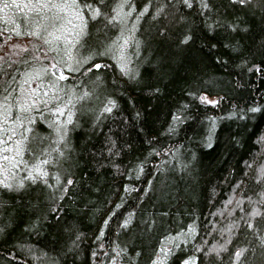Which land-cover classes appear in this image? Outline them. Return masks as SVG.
<instances>
[{
    "label": "trees",
    "instance_id": "16d2710c",
    "mask_svg": "<svg viewBox=\"0 0 264 264\" xmlns=\"http://www.w3.org/2000/svg\"><path fill=\"white\" fill-rule=\"evenodd\" d=\"M113 2L108 0L109 4ZM145 2L147 0H138L140 7ZM160 3L170 5L168 15L153 18L151 12L146 13L138 30L144 44L141 55L133 57V63L140 74L129 79L117 68L107 67L87 77L88 81H93L97 74L101 75L108 86L106 93L114 96L118 107L93 124L95 109L99 106L94 97L87 108L77 113L78 124L70 126L71 147L66 149L69 162L65 167L74 175L75 183L60 198L57 207L61 215L56 216L51 211L48 197L53 190L41 183L29 182L20 190L0 188V264H100L105 255L98 254L95 259L92 256L98 243L105 245L103 252L108 254V259L115 254L110 246L119 244L122 248L128 247L125 256L133 257L131 264H150L161 243V235L187 228L190 220H196L197 237L187 246L181 243L167 261V264H179L185 255L193 254L194 244L200 243L208 231H213L211 221L216 220L221 225L228 223L226 210L223 219L221 214L213 216L212 213L217 208L224 209V201L233 192L236 196H247L259 191L255 180L248 177H254L255 166L264 164V142L260 140L264 137V112L248 113L247 109L257 103L264 105V72L253 68V65L264 68V3L249 0L244 7L236 0H211L213 7L201 10L200 0H194L191 9L182 0H153L152 11ZM15 20L23 23L18 13ZM165 24L169 26V33L161 40L157 27ZM232 24L238 28L229 27ZM12 27V24L0 23V32ZM100 27L101 24L92 26L93 38L89 43L96 40V30ZM184 34H190L192 39L179 48L177 45ZM8 35L0 36V52L1 44L6 41L22 39L31 53L30 45L36 42L32 37L12 34L11 39H6ZM132 50L135 51L134 45ZM0 57L14 65V69L23 71V65L17 63L26 59L21 51L15 56ZM105 63L114 62L107 59ZM67 82L73 83L71 79ZM197 90L196 98L189 95ZM199 92L220 99L216 105L201 103ZM104 94L101 89L100 95ZM233 105L237 115L225 116L234 110ZM182 107V122L176 123L172 120L173 112ZM241 111L245 113L243 116ZM209 115L220 119L212 131L210 146H206L211 122L205 117ZM170 123H176L173 133L166 131ZM37 132L44 136L51 129L38 122ZM109 137L115 142L114 148L112 143L106 142ZM47 144V139L38 140L32 147L37 151V145L42 148ZM166 147L177 151L166 154V158L151 153L152 148L159 151ZM108 148L113 151L109 152ZM161 159L170 169L163 194L161 177L152 175L159 171L156 161ZM140 161L145 162L144 173L137 176L134 165ZM248 161H253L255 166L246 174ZM147 178L156 181L155 191L140 200L137 193L147 186ZM65 179L66 176L62 177V181ZM242 179L245 183L233 189ZM54 182V178H50L49 183ZM125 184L135 187L125 192ZM121 201V208L109 216ZM241 207L245 212L250 211L249 205ZM129 212L134 213L137 221L148 216L149 222L152 218L160 222L149 231H137L133 227L131 231L117 232L118 221ZM161 213L169 215L161 217ZM240 216L237 208L231 219ZM106 217L110 226L104 224ZM102 226L103 234L100 233ZM261 226L264 227V222ZM233 231L236 236L230 251L241 244H255V238L250 240L246 235L244 225ZM247 231L250 234V230ZM213 239L223 242L218 231L209 238V243ZM31 252H35L36 257L44 252L48 259L37 260ZM247 254L253 258L252 264H264V252L259 245L255 251L249 249ZM196 255L200 256V264H217L214 254L211 260L199 253ZM221 255L220 264H229V254L222 252ZM124 264H128L127 259Z\"/></svg>",
    "mask_w": 264,
    "mask_h": 264
},
{
    "label": "snow or ice",
    "instance_id": "6c2138e0",
    "mask_svg": "<svg viewBox=\"0 0 264 264\" xmlns=\"http://www.w3.org/2000/svg\"><path fill=\"white\" fill-rule=\"evenodd\" d=\"M182 2L189 9L194 6V0H182ZM261 2L264 3V0ZM236 3L246 7L249 0H236ZM169 6L160 3L152 11L153 0H147L142 7L139 6L138 0H114L112 4H109L108 0H0L3 20L16 25L5 28L0 32V36L9 33L6 39H11L12 34L17 36L27 34L36 41L30 45L31 53H29V45L16 43L7 45L11 49H20L26 57L17 61L23 65V71L19 68L14 69V65L5 63L0 57V188L20 190L29 182L32 185L41 183L53 190L48 197L51 211L56 216L61 215V209L57 207L60 198L75 183L74 175L65 167V163L69 162L66 149L71 147L68 142L70 126L78 124L77 113L81 108H87L94 97L99 101V106L95 109L96 119L92 121L93 124H96L104 114H111L118 107L114 96L106 93L108 86L101 75L97 74L93 81H88L87 77L94 71L99 73L107 67H115L122 75L135 79L140 73L133 63V57L141 55L140 49L144 44V40L138 35L142 20L145 14L150 12L153 18L166 17ZM212 7L211 0H200L201 10ZM10 12L20 13L23 23L10 16ZM183 19L184 17H181V20ZM96 24H101V27L96 30V40L89 43L93 38L92 26ZM229 27L236 29L238 25L232 24ZM113 32L115 35H112ZM157 33L163 40L169 33V26L165 24L157 27ZM191 39L190 34H184L177 47L182 48ZM132 45L135 46V51L132 50ZM107 59H111L114 63L107 65L105 63ZM253 68L264 72V68L260 65H253ZM69 79L73 83L69 84L67 82ZM88 84L92 87H88ZM101 89L105 91L104 95H100ZM198 91H192L189 95L196 98ZM198 99L201 103L216 105L220 97L210 99L206 92H199ZM183 107L173 112L174 122H182L180 113L183 112ZM233 108L234 110L225 113V116L237 115L235 105ZM87 110L93 111L91 108ZM247 112H264V105L254 104L247 109ZM244 114L241 111V115ZM205 119L211 122L208 137L205 138L209 141L206 146H210L212 131L220 117L209 115ZM38 122L46 124L51 132L41 136L37 132ZM176 123H170L166 131L173 133ZM44 139L48 140V144L42 148L37 145V151H34L32 145ZM260 140L264 142V137ZM106 142L112 143L114 148L115 142L111 141L110 137ZM113 148L107 150L112 152ZM176 151V148L168 147L159 151L157 148L151 149L152 154L165 158L166 154ZM29 153L31 155L26 158ZM177 162L187 167L182 162ZM144 163V161L135 163L137 176L143 175ZM156 164L159 166V171L152 175L161 177V194H163V186L168 182L170 169L165 167L163 159L156 161ZM254 166L253 161L246 162L245 173L247 174L248 169ZM115 167L118 169L119 165ZM172 168H175V165H172ZM128 171L132 172V169ZM65 176L66 179L62 181V177ZM50 178H54L55 182L49 183ZM248 179L255 180L259 191L250 192L247 196H236L233 192V195L224 201V209L217 208L212 213L213 216L221 214L223 219V212L226 210L228 223L221 225L216 220L211 221L210 227L213 231H208L200 243L194 244L191 249L193 254L185 255L179 264H200V256L196 255L197 253L209 260L214 254L217 264H220L223 259L222 252L229 254V264H252L253 258L247 254L249 249L255 251L256 246L259 245L261 252H264V227L261 226L264 222V164L255 166L254 177L249 176ZM242 183H245L243 179L238 180L233 185V189ZM155 186L156 181L147 178V186H143V191L137 193L139 199L144 200L146 194L154 192ZM134 187L125 184L124 190L130 192ZM241 191L243 192L244 189ZM121 204L122 201L118 202L109 216L117 213ZM241 205H249L250 211L245 212V208ZM237 208L241 212L240 218L231 219L233 210ZM159 215L163 217L169 214ZM253 218L261 219L258 221ZM159 222L156 218H152L149 222L148 216L137 221L134 213L129 212L118 221L116 231H131L133 227L137 231H149ZM104 224L110 226L107 217ZM242 225L246 228L248 238L250 240L255 238V244H241L230 251V244L236 236L233 229ZM198 228V222L190 220L187 228L181 227L178 231H168L165 235H161L159 237L161 243L155 249L150 264H167L169 257L180 248L181 243L187 246L190 240L197 237ZM247 230H250V234ZM217 231L223 242L213 239L209 243V238ZM100 233H104L103 226ZM169 244L172 246L169 247ZM110 247L115 253L110 259L107 258L108 254L103 252L105 245L99 243L92 251L93 258H97L98 254H104L105 260L100 264H124L125 259L131 264L133 257L125 256L129 251L127 246L122 248L119 244H115ZM136 251L137 255L141 254L139 249ZM30 255L37 260H40V257L45 261L48 259L44 252L40 253V257H36L35 252H31Z\"/></svg>",
    "mask_w": 264,
    "mask_h": 264
},
{
    "label": "rangeland",
    "instance_id": "374dc122",
    "mask_svg": "<svg viewBox=\"0 0 264 264\" xmlns=\"http://www.w3.org/2000/svg\"><path fill=\"white\" fill-rule=\"evenodd\" d=\"M15 14H17L16 12H10L9 15L12 16L14 19H15ZM18 15H21L20 13H18ZM17 16V15H16ZM5 22L6 25L8 24H12V23H9L7 21H4L3 20V13L0 12V23H3ZM12 26L14 27V24H12ZM16 26V25H15ZM13 43H16V44H20V45H24L23 42H22V39L21 40H8L6 41L5 44H1V52H0V56L1 55H11V56H15L19 51L20 49H11L9 48L7 45L8 44H13ZM210 99H212L211 97H209ZM169 247L172 246L171 244L168 245Z\"/></svg>",
    "mask_w": 264,
    "mask_h": 264
}]
</instances>
